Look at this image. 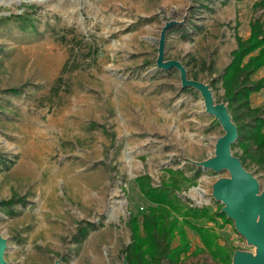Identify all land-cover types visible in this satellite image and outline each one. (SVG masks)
Instances as JSON below:
<instances>
[{
  "label": "rangeland",
  "instance_id": "rangeland-1",
  "mask_svg": "<svg viewBox=\"0 0 264 264\" xmlns=\"http://www.w3.org/2000/svg\"><path fill=\"white\" fill-rule=\"evenodd\" d=\"M23 13L24 28L14 14ZM264 0H0V233L7 264H121L131 241L128 220L151 203L136 177L154 185L183 168L191 205L218 204L213 183L229 176L192 161L215 154L224 131L201 92L182 86L178 68L159 66V39L168 21L165 59H180L189 76L227 100L220 74L247 37ZM264 76V65L252 79ZM264 108V87L250 94ZM264 116V111L262 112ZM264 129V128H263ZM231 152L240 155L239 146ZM243 165L264 188V163ZM229 250L254 251L233 221L219 216ZM81 226L86 235L76 238ZM193 249L203 246L187 227ZM184 264H216L207 249Z\"/></svg>",
  "mask_w": 264,
  "mask_h": 264
},
{
  "label": "trees",
  "instance_id": "trees-1",
  "mask_svg": "<svg viewBox=\"0 0 264 264\" xmlns=\"http://www.w3.org/2000/svg\"><path fill=\"white\" fill-rule=\"evenodd\" d=\"M24 28L29 27L23 13L14 14ZM236 47L231 51V59L220 74L224 96L232 120L237 125V137L231 147L239 146L242 163L249 158L264 163V108L250 105V94L264 87V76L252 79L253 73L264 65V18L255 17L250 22L247 37L235 34ZM168 177L159 185L151 182L149 174H141L136 180L151 201L146 209L132 213L128 220L131 228V241L125 246V257L129 264H184L187 253H197L207 249L216 264H231L233 250H229L219 240L216 225L217 217L231 221L220 210L210 205H191L179 195L183 184L195 182L201 173L198 167L193 175H187L183 168H168ZM216 225H211L209 222ZM187 227L195 230L203 243L193 249ZM81 226L76 238L88 232Z\"/></svg>",
  "mask_w": 264,
  "mask_h": 264
},
{
  "label": "water",
  "instance_id": "water-1",
  "mask_svg": "<svg viewBox=\"0 0 264 264\" xmlns=\"http://www.w3.org/2000/svg\"><path fill=\"white\" fill-rule=\"evenodd\" d=\"M172 24L173 21H168L161 31L157 63L166 68H178L182 86H191L201 92L206 111L216 117L224 131L216 138L213 156L192 161L203 168L229 171V176H220L213 183L212 194L222 203L220 210L232 219L238 233L248 244L255 246L254 251L235 248L231 264H264V188L260 190L256 177L245 168L239 156L231 152V143L237 137V125L231 118L227 103L216 101L210 83L190 77L180 59H165L166 31ZM6 247L7 238L0 233V264H7L4 257ZM121 264H129L126 257ZM162 264L168 262L163 260Z\"/></svg>",
  "mask_w": 264,
  "mask_h": 264
}]
</instances>
